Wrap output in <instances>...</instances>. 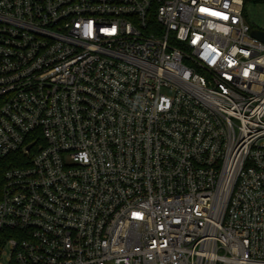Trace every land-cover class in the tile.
<instances>
[{
  "label": "built area",
  "instance_id": "obj_1",
  "mask_svg": "<svg viewBox=\"0 0 264 264\" xmlns=\"http://www.w3.org/2000/svg\"><path fill=\"white\" fill-rule=\"evenodd\" d=\"M264 0H0V264H264Z\"/></svg>",
  "mask_w": 264,
  "mask_h": 264
},
{
  "label": "rangeland",
  "instance_id": "obj_2",
  "mask_svg": "<svg viewBox=\"0 0 264 264\" xmlns=\"http://www.w3.org/2000/svg\"><path fill=\"white\" fill-rule=\"evenodd\" d=\"M249 18L259 28L264 29V4L255 5L251 4L246 7Z\"/></svg>",
  "mask_w": 264,
  "mask_h": 264
},
{
  "label": "trees",
  "instance_id": "obj_3",
  "mask_svg": "<svg viewBox=\"0 0 264 264\" xmlns=\"http://www.w3.org/2000/svg\"><path fill=\"white\" fill-rule=\"evenodd\" d=\"M15 158L16 156L10 155L0 161V192L4 183V174L7 171V169H9L14 165ZM5 240H6L5 234L0 233V250L3 247Z\"/></svg>",
  "mask_w": 264,
  "mask_h": 264
},
{
  "label": "water",
  "instance_id": "obj_4",
  "mask_svg": "<svg viewBox=\"0 0 264 264\" xmlns=\"http://www.w3.org/2000/svg\"><path fill=\"white\" fill-rule=\"evenodd\" d=\"M252 35L264 42V31L254 29Z\"/></svg>",
  "mask_w": 264,
  "mask_h": 264
}]
</instances>
